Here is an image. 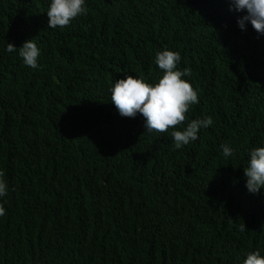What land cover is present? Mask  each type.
Instances as JSON below:
<instances>
[{
    "label": "trees",
    "instance_id": "obj_1",
    "mask_svg": "<svg viewBox=\"0 0 264 264\" xmlns=\"http://www.w3.org/2000/svg\"><path fill=\"white\" fill-rule=\"evenodd\" d=\"M50 2L0 0V264H243L244 244L264 256V187L250 193L244 173L264 147V34L241 30L229 0H86L63 29L48 27ZM26 39L38 68L6 51ZM165 48L199 93L187 122L213 119L175 150L172 129L122 117L109 88L155 83Z\"/></svg>",
    "mask_w": 264,
    "mask_h": 264
},
{
    "label": "clouds",
    "instance_id": "obj_2",
    "mask_svg": "<svg viewBox=\"0 0 264 264\" xmlns=\"http://www.w3.org/2000/svg\"><path fill=\"white\" fill-rule=\"evenodd\" d=\"M235 11L243 13L237 17L241 30H246L250 22L257 34H264V0H229ZM48 27L50 29L65 28L76 17L87 14L86 0H51L46 11ZM221 40V39H219ZM19 49V56L23 64L30 68H38L40 49L33 39H26L22 46L8 42L6 51L9 53ZM229 65L242 69L243 65L238 55L236 63L228 59ZM181 61L178 51L165 48L155 53L154 63L161 70L155 83L147 82L143 77L127 75L126 78L115 77L111 88V102L115 105L122 117L135 118L138 114L143 117L144 127L149 133H167L170 129L175 149H181L192 141L197 140L201 129H206L213 124L211 116L193 119L187 122V113L191 107L199 103V93L192 84L183 77L191 76V68L179 70L177 65ZM108 88V89H109ZM187 122V123H186ZM186 123L182 130H175ZM225 158L234 155L233 149L228 145H221ZM246 188L250 193L256 194L264 187V147L253 148L249 152L247 167L244 168ZM4 173L0 171V197L7 194V184L3 179ZM6 215L3 204H0V217ZM240 232L246 230V225L238 227ZM244 253L238 259L243 264H264V256L259 250L247 248L242 245Z\"/></svg>",
    "mask_w": 264,
    "mask_h": 264
}]
</instances>
